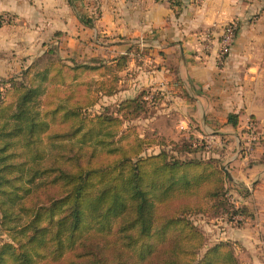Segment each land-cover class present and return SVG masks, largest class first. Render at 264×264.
I'll use <instances>...</instances> for the list:
<instances>
[{
	"label": "trees",
	"instance_id": "trees-1",
	"mask_svg": "<svg viewBox=\"0 0 264 264\" xmlns=\"http://www.w3.org/2000/svg\"><path fill=\"white\" fill-rule=\"evenodd\" d=\"M97 18L78 15L86 28ZM127 62L64 60L52 47L0 80V264H239L230 243L208 245L192 220L244 215L231 210L220 157L137 136L127 149L110 145L160 99L142 89L100 103L117 96Z\"/></svg>",
	"mask_w": 264,
	"mask_h": 264
},
{
	"label": "crops",
	"instance_id": "crops-1",
	"mask_svg": "<svg viewBox=\"0 0 264 264\" xmlns=\"http://www.w3.org/2000/svg\"><path fill=\"white\" fill-rule=\"evenodd\" d=\"M73 1L74 9L66 0H0V17L9 19L0 25V75L18 74L52 47L75 62L111 65L126 56L112 102L157 90L156 114L177 116L191 141L214 142L231 189L251 210V264H264V0ZM95 13L92 28L80 23L78 15ZM230 22L237 33L218 66L215 51L202 50L201 33L218 37ZM248 127L258 142L244 159Z\"/></svg>",
	"mask_w": 264,
	"mask_h": 264
},
{
	"label": "rangeland",
	"instance_id": "rangeland-1",
	"mask_svg": "<svg viewBox=\"0 0 264 264\" xmlns=\"http://www.w3.org/2000/svg\"><path fill=\"white\" fill-rule=\"evenodd\" d=\"M0 25L6 24L9 20L7 17H0ZM236 25L237 23L234 22ZM58 54V52H57ZM10 75H0V80L8 79ZM83 79L88 80L87 75H82ZM126 79L125 81H127ZM126 85L123 84V87ZM158 96L160 97L158 104L156 102V106L162 104L163 96L159 92ZM150 99V97H147ZM119 99V98H118ZM121 99V98H120ZM112 100L101 99V104L108 105ZM151 109V108H150ZM147 108L143 118L149 117L150 119L144 120L143 118H138L133 121L127 123L124 127H121L117 133V135L112 137L113 142L110 145L120 146L123 149H127L129 145H131L134 141V137L145 138L146 141H152L153 143H164L166 148L172 147L171 143H187L193 144L196 146H203L205 151V157H214L216 155V148L214 147V142L203 138L201 140H189L184 136L183 129H180V122L178 117L173 116L172 114H166V112H159L156 114V111ZM99 108H95L91 110L90 114L97 112ZM156 115L154 119L153 115ZM154 115V116H155ZM171 115V116H168ZM182 125V124H181ZM251 129V127H248ZM253 138V142L250 144V150L248 152H244L245 147L248 145V139ZM255 141V137L252 134L248 135V138L245 142V145L240 150V155L246 159L245 157L251 153L253 148V143ZM168 147V148H169ZM178 148V147H177ZM215 148V149H214ZM221 157V156H220ZM222 168L226 172L228 176V168L224 165L222 158ZM228 192V201L231 205L233 211H242L244 215H234L232 220H228L226 214H218V215H196L192 217L194 224L202 231L206 238V242L208 245L213 246L219 242H228L231 244L234 249V255L237 258L239 264H251V210L246 205H241V199L237 193L233 192L230 184L227 186ZM248 192L250 189H247ZM245 193V192H244ZM248 194V193H247ZM244 197H246L243 194ZM228 204V206H229ZM0 241H7V235L5 232L0 230Z\"/></svg>",
	"mask_w": 264,
	"mask_h": 264
},
{
	"label": "built area",
	"instance_id": "built-area-1",
	"mask_svg": "<svg viewBox=\"0 0 264 264\" xmlns=\"http://www.w3.org/2000/svg\"><path fill=\"white\" fill-rule=\"evenodd\" d=\"M167 3H172L175 0H163ZM236 35V24L230 22L223 27L218 37L208 29L201 33L202 50L205 53H212L215 51L217 65L222 66L226 55L228 54L230 47L232 46ZM216 47V50H215ZM253 138L248 139V145L245 147L244 152L250 150V144L253 142Z\"/></svg>",
	"mask_w": 264,
	"mask_h": 264
}]
</instances>
